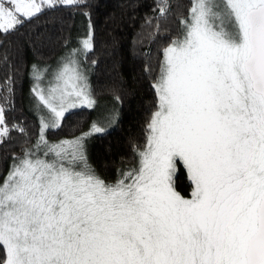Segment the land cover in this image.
I'll list each match as a JSON object with an SVG mask.
<instances>
[{
  "label": "snow or ice",
  "instance_id": "snow-or-ice-1",
  "mask_svg": "<svg viewBox=\"0 0 264 264\" xmlns=\"http://www.w3.org/2000/svg\"><path fill=\"white\" fill-rule=\"evenodd\" d=\"M78 2L0 0V31L45 3ZM182 24L153 85L158 110L139 166L115 183L85 152L104 127L58 144L43 135L95 105L77 62L34 89L51 115L0 183V264H264V0H192ZM82 44L91 50V37ZM9 131L0 106V143ZM178 163L191 198L176 189Z\"/></svg>",
  "mask_w": 264,
  "mask_h": 264
},
{
  "label": "trees",
  "instance_id": "trees-1",
  "mask_svg": "<svg viewBox=\"0 0 264 264\" xmlns=\"http://www.w3.org/2000/svg\"><path fill=\"white\" fill-rule=\"evenodd\" d=\"M161 4L162 0L58 3L13 30L0 31V106L10 129L0 143V183L40 134L39 121L27 107L31 68L36 63H51L66 49L75 37L81 14L92 25V48L86 57L92 66L90 93L97 107L69 111L59 127L48 130L47 139H75L96 124L105 131L87 136L84 145L88 163L97 175L114 183L137 166L139 152L148 142V124L158 110L153 85L164 49L182 36V20L188 17L192 0H167L165 14H161ZM175 184L181 195H191L193 185L182 167Z\"/></svg>",
  "mask_w": 264,
  "mask_h": 264
},
{
  "label": "rangeland",
  "instance_id": "rangeland-1",
  "mask_svg": "<svg viewBox=\"0 0 264 264\" xmlns=\"http://www.w3.org/2000/svg\"><path fill=\"white\" fill-rule=\"evenodd\" d=\"M56 4H58V3H56ZM62 4H64V3H62ZM47 6L48 5L46 3L43 4L42 10ZM89 36L91 37V43H92V25H91L90 21L88 20V18L86 17V15L81 14V16H79V18L77 19V22H76L75 37L68 44L66 49L51 63H48V64L36 63L32 66L31 72H30V75L32 78V88H31V93L29 94V97L27 100V107L30 110V112L39 121L40 134H39V137H38V140L36 141V143H34L33 146L28 147L19 158H21L26 152H28L30 150H35V146H36L37 142L40 140V136H41L42 121L49 120V117L51 115L48 108L45 107L43 105V103L39 100V97L36 95V92L34 91V89L39 87V88L47 90L51 85H53L56 82L55 76H56L57 72L59 71V69L62 67V65L69 58H72L77 62V65L79 67L80 72L86 77V81H87L89 91H90V77H91L92 66L89 65V63L87 62V57H86L90 50H86L82 44L83 40L89 38ZM37 77H40V78L38 79ZM92 99H94V101H95V105L93 107H87V106H83V107H87V108H91V109L96 108L97 107V100L93 97H92ZM78 108H82V107H76V108H73L71 110L78 109ZM105 117L107 118L108 116H105ZM56 128L57 127H52V128H48L47 130H45L43 132L44 137L47 139L48 130L49 129H56ZM67 140H74V139H67ZM62 141H66V140H62ZM62 141L50 142L48 140V142L50 144H58ZM19 158H17V159H19ZM139 160H140V158H139ZM13 164L11 165V168L13 167ZM138 166H139V161H138L137 166L134 169L138 168ZM181 167L184 168L181 163H178L177 172ZM11 168H10V170H11ZM185 171H186V169H185ZM186 198H191V195L187 196Z\"/></svg>",
  "mask_w": 264,
  "mask_h": 264
}]
</instances>
